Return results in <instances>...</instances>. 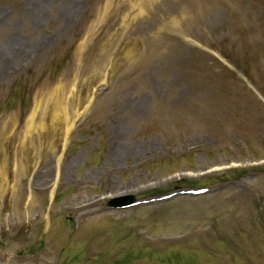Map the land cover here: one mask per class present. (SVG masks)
Segmentation results:
<instances>
[{
  "label": "rangeland",
  "instance_id": "1",
  "mask_svg": "<svg viewBox=\"0 0 264 264\" xmlns=\"http://www.w3.org/2000/svg\"><path fill=\"white\" fill-rule=\"evenodd\" d=\"M0 134V264H264V0H0Z\"/></svg>",
  "mask_w": 264,
  "mask_h": 264
},
{
  "label": "water",
  "instance_id": "2",
  "mask_svg": "<svg viewBox=\"0 0 264 264\" xmlns=\"http://www.w3.org/2000/svg\"><path fill=\"white\" fill-rule=\"evenodd\" d=\"M133 202H134V196L125 195L110 200L109 204L113 207L122 208L131 205Z\"/></svg>",
  "mask_w": 264,
  "mask_h": 264
},
{
  "label": "bare ground",
  "instance_id": "3",
  "mask_svg": "<svg viewBox=\"0 0 264 264\" xmlns=\"http://www.w3.org/2000/svg\"><path fill=\"white\" fill-rule=\"evenodd\" d=\"M3 134H4V133H3ZM3 134H0V139H3V138H4Z\"/></svg>",
  "mask_w": 264,
  "mask_h": 264
},
{
  "label": "trees",
  "instance_id": "4",
  "mask_svg": "<svg viewBox=\"0 0 264 264\" xmlns=\"http://www.w3.org/2000/svg\"><path fill=\"white\" fill-rule=\"evenodd\" d=\"M24 96H26V93L24 94Z\"/></svg>",
  "mask_w": 264,
  "mask_h": 264
}]
</instances>
